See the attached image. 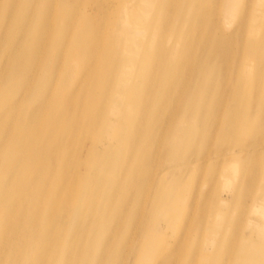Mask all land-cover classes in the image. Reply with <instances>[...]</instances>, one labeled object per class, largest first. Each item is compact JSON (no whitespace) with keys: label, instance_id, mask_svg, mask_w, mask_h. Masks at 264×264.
Here are the masks:
<instances>
[{"label":"bare ground","instance_id":"6f19581e","mask_svg":"<svg viewBox=\"0 0 264 264\" xmlns=\"http://www.w3.org/2000/svg\"><path fill=\"white\" fill-rule=\"evenodd\" d=\"M0 264H264V0H0Z\"/></svg>","mask_w":264,"mask_h":264},{"label":"rangeland","instance_id":"374dc122","mask_svg":"<svg viewBox=\"0 0 264 264\" xmlns=\"http://www.w3.org/2000/svg\"><path fill=\"white\" fill-rule=\"evenodd\" d=\"M223 196L224 197H227L228 196V193H226V192H223ZM252 215L254 216V214L252 213Z\"/></svg>","mask_w":264,"mask_h":264}]
</instances>
